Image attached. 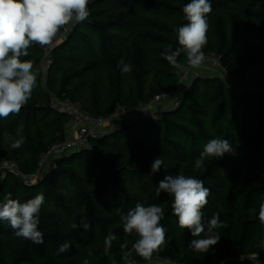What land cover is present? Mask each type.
<instances>
[{
  "label": "trees",
  "instance_id": "trees-1",
  "mask_svg": "<svg viewBox=\"0 0 264 264\" xmlns=\"http://www.w3.org/2000/svg\"><path fill=\"white\" fill-rule=\"evenodd\" d=\"M190 0H89L90 16L61 30L52 49L35 45L29 56L38 71L31 100L18 115L0 118V201L7 193L21 202L45 196L39 230L44 243L17 237L0 221V264H123L120 245L131 248L136 237L123 232L121 213L137 202L164 209L161 224L166 243L151 261L133 256L137 264H264V225L258 219L264 202V0H210L208 43L222 68L251 85L235 86L218 74H198L185 87L179 69L161 55L178 47V27ZM50 60L45 69L46 60ZM132 65L121 74L118 62ZM181 68L187 69L182 54ZM178 96L162 111L131 119L95 138L91 149L66 153L41 166L48 150L66 137L69 117L52 106V98L69 99L84 111L111 116L119 107L135 109L162 95ZM23 129L25 143L11 149L4 133ZM225 138L234 154L206 158L194 168L203 146ZM164 160L158 172L151 165ZM9 165L17 166L13 170ZM183 173L204 181L210 189L204 222L220 211L227 228L207 253L189 248L194 238L178 226L173 198L155 190L166 175ZM90 227L71 228L81 220ZM112 232L109 255L104 238ZM206 233H202L203 238ZM70 242L68 252L57 249ZM91 253V255H89Z\"/></svg>",
  "mask_w": 264,
  "mask_h": 264
},
{
  "label": "clouds",
  "instance_id": "clouds-1",
  "mask_svg": "<svg viewBox=\"0 0 264 264\" xmlns=\"http://www.w3.org/2000/svg\"><path fill=\"white\" fill-rule=\"evenodd\" d=\"M89 0H0V118L7 119L10 115H18L21 109L31 100L37 86L38 71L34 61L23 59L29 56V49L35 45L51 47L61 30L68 25H75L90 16ZM210 0H190L182 12L187 21L176 30L178 47L172 46L161 53L164 59L174 68H181L178 58L183 54L188 67L199 68L205 61L204 47L208 43V16L212 12ZM121 74L132 72V65L123 59L117 65ZM23 129L18 128L16 134L4 133L5 142L11 149H19L25 143ZM234 154L229 141L225 138L210 139L195 159L194 168L203 167L206 158H221L225 154ZM165 162L160 157L154 159L151 170L158 172ZM164 192L173 198L172 214L178 218V226L188 229L194 237L189 248L197 253H207L220 240V233L214 230L227 228L226 220L220 219V211L212 214L204 222V208L208 204L210 189L204 181L194 176L181 173L166 175L158 183L155 194L157 197ZM43 193L21 202L13 199L11 193L4 195L0 201V221H6L17 237H23L34 244H43L42 231L39 230L40 210L44 204ZM164 209L156 204L145 205L137 202L126 213H121L120 223L123 232L136 239L131 248L127 243L120 245L123 264H137L138 256L144 261H151L166 243V229L161 224ZM258 219L264 225V202L259 206ZM73 229L83 227L88 230L90 225L83 219L80 224H72ZM202 233H206L203 238ZM116 235L109 232L104 238V255H109ZM71 244L68 241L60 244L57 255L68 252ZM91 255V253H89ZM83 264H89L85 259ZM115 264V261H113Z\"/></svg>",
  "mask_w": 264,
  "mask_h": 264
},
{
  "label": "built area",
  "instance_id": "built-area-1",
  "mask_svg": "<svg viewBox=\"0 0 264 264\" xmlns=\"http://www.w3.org/2000/svg\"><path fill=\"white\" fill-rule=\"evenodd\" d=\"M64 34L65 32L61 33L58 38L60 39L64 36ZM50 49H52V47H48L49 51ZM205 61H209L216 68H222L220 57L216 53L206 54ZM49 64L50 60L47 59L44 64L45 69L49 67ZM261 67H264V57H262L259 65L254 67V69L258 70ZM168 95L170 94L162 95L156 98V100ZM156 100L149 104L141 105L135 109L119 107L111 116L101 117L84 111L77 103H74L69 99H60L56 96H53L52 106L59 112L66 114L69 117V121L66 124V137L63 140L55 143L48 150V152L44 154L41 161V166L54 162L63 154L75 152L81 149H91V138H95L102 134L104 132V128L110 120L121 114H128L137 111L142 112L143 116H148L151 114V112H153L151 108ZM175 103L178 104V101ZM9 166L13 168V170H18L17 166L15 165Z\"/></svg>",
  "mask_w": 264,
  "mask_h": 264
},
{
  "label": "rangeland",
  "instance_id": "rangeland-1",
  "mask_svg": "<svg viewBox=\"0 0 264 264\" xmlns=\"http://www.w3.org/2000/svg\"><path fill=\"white\" fill-rule=\"evenodd\" d=\"M259 71H262V70L261 69L255 70L256 75L259 73ZM179 73L181 76V80L183 81V83L181 84V87H185L186 84H188L198 74H218V75H221L223 78H226L228 81L232 82L235 86H241V85H247V84L251 85L253 83L252 81H250V76H251L250 71L246 74L247 75L246 79H235L231 77L226 71H224L223 68H216L209 61H204V63L199 68H190V69L180 68ZM177 98L178 96L176 97L175 94L160 98L154 102L151 109L154 112H158L156 109L158 105L161 106V105H164L165 103H168V104L174 103L176 102ZM142 116H143L142 112H138V111L131 112L128 114H121L117 117H114V119L109 121V123L104 128V132H107L108 130L116 126L118 127L120 124L126 123L130 121L131 119L142 117Z\"/></svg>",
  "mask_w": 264,
  "mask_h": 264
},
{
  "label": "crops",
  "instance_id": "crops-1",
  "mask_svg": "<svg viewBox=\"0 0 264 264\" xmlns=\"http://www.w3.org/2000/svg\"><path fill=\"white\" fill-rule=\"evenodd\" d=\"M168 105H170V104L165 103L164 105H161V106L158 105L157 108H156V107H155V108L157 109V111H162V110H163L164 108H166Z\"/></svg>",
  "mask_w": 264,
  "mask_h": 264
}]
</instances>
